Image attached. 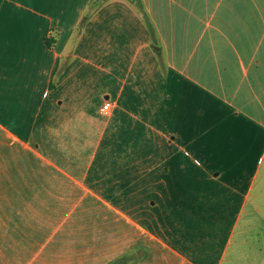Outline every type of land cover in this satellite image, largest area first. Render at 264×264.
<instances>
[{"label":"crops","instance_id":"1","mask_svg":"<svg viewBox=\"0 0 264 264\" xmlns=\"http://www.w3.org/2000/svg\"><path fill=\"white\" fill-rule=\"evenodd\" d=\"M91 1L0 0V264H264V0Z\"/></svg>","mask_w":264,"mask_h":264},{"label":"trees","instance_id":"2","mask_svg":"<svg viewBox=\"0 0 264 264\" xmlns=\"http://www.w3.org/2000/svg\"><path fill=\"white\" fill-rule=\"evenodd\" d=\"M101 1H102V0H92V1H91V4H90V6H89V7H90V8H89V11H88L87 14L85 15V17H87V16L91 13L90 10L96 8V7L100 4ZM135 1H136L137 3H139L141 7H143V6H142L143 3L141 2V0H135ZM45 41H46V44H47L48 46H50V47L55 46L56 43H57V41H58V34H51L50 36H46V37H45ZM111 264H113V263H111Z\"/></svg>","mask_w":264,"mask_h":264},{"label":"built area","instance_id":"3","mask_svg":"<svg viewBox=\"0 0 264 264\" xmlns=\"http://www.w3.org/2000/svg\"><path fill=\"white\" fill-rule=\"evenodd\" d=\"M111 106H112V103L110 101H106L103 109L108 112L111 109Z\"/></svg>","mask_w":264,"mask_h":264}]
</instances>
